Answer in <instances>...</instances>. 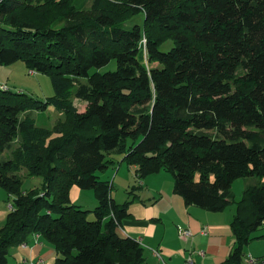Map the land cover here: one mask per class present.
I'll return each mask as SVG.
<instances>
[{
  "label": "trees",
  "instance_id": "obj_1",
  "mask_svg": "<svg viewBox=\"0 0 264 264\" xmlns=\"http://www.w3.org/2000/svg\"><path fill=\"white\" fill-rule=\"evenodd\" d=\"M138 12L141 25L125 28ZM18 60L56 90L64 83L69 95L75 85L84 108L0 86V188L11 197L0 264L34 234L54 246V264L145 263L140 243L116 231L134 196L116 203L110 181L95 174L110 153L134 166L137 180L169 172L187 205L235 204V243L220 264H241L257 229L264 238V0H92L87 9L0 0V65ZM111 60L114 69L99 70ZM50 104L64 119L34 126L26 111ZM22 168L40 185L22 189ZM249 176L262 184L235 201L232 181ZM72 186L93 189V220L70 202Z\"/></svg>",
  "mask_w": 264,
  "mask_h": 264
},
{
  "label": "crops",
  "instance_id": "obj_2",
  "mask_svg": "<svg viewBox=\"0 0 264 264\" xmlns=\"http://www.w3.org/2000/svg\"><path fill=\"white\" fill-rule=\"evenodd\" d=\"M109 158L112 162L99 174L101 179L110 181L113 189L110 196L116 203L134 196L128 205L129 215L122 219L116 231L140 243L144 250V264H187L188 257L192 264H220L227 258L235 243L230 227L235 213L234 203L221 211L187 205L182 197L173 193V179L169 172L161 170L137 180L134 166L127 165L121 154L110 153ZM238 180L243 189L263 182L256 176ZM73 193L75 199L81 195L79 188L72 186L69 191L71 203ZM179 227L190 230L191 236L182 238L178 234ZM262 233L261 228L253 232L254 238L243 248L245 255L261 260L258 264H264V238L259 237ZM56 256L49 241L41 235H31L25 242L8 249L6 264H54ZM242 263L248 264L245 260Z\"/></svg>",
  "mask_w": 264,
  "mask_h": 264
},
{
  "label": "rangeland",
  "instance_id": "obj_3",
  "mask_svg": "<svg viewBox=\"0 0 264 264\" xmlns=\"http://www.w3.org/2000/svg\"><path fill=\"white\" fill-rule=\"evenodd\" d=\"M92 0H73V4L77 9H87L89 8ZM123 9V8H122ZM127 16V15H126ZM143 20V14L141 12L135 13L133 15H129L124 20V27L130 28L134 24L141 25ZM143 44V39H142ZM170 46H172V41H165L159 48L161 50H166ZM142 60L145 62L144 52H142ZM115 68L114 60H111L107 65L101 67L100 71L112 70ZM30 70L26 69L23 62L18 60L9 65H0V86H5L7 89L13 92H25L26 94L32 96L35 99L46 100L53 96L58 99L65 98L71 104L77 107V110L81 111L84 108V103L79 101L75 95V85L74 88L71 87V93L68 95L65 90L67 89V85L64 83L60 86L58 90L54 87V84L51 78L43 73H30ZM50 100V99H49ZM28 117L32 119L34 126H38L39 128H52L57 120L64 119L65 111L60 108L54 107L52 104L48 105L45 110H29ZM9 152L5 151L1 155H8ZM114 155V154H113ZM101 171L97 170L95 174L99 176ZM18 175L21 179V188L28 189L31 187H37L40 185L41 178L37 176H28L26 170L24 168L18 171ZM101 179V178H100ZM241 181V180H240ZM113 191V189H111ZM231 190L233 192L234 200L239 201L242 197L243 187L241 182L238 179L232 181ZM81 195L78 199L73 198V203L79 206L81 209L90 210L86 214L87 220H93L94 215L91 210L95 208L97 205V200L95 197V193L93 189H85L80 190ZM9 196L6 191L0 188V227L3 225L5 221V216L9 210ZM250 208V207H249ZM255 232V231H254ZM245 260V259H244ZM243 260V261H244ZM246 262V260H245ZM247 263V262H246ZM244 264V263H241Z\"/></svg>",
  "mask_w": 264,
  "mask_h": 264
},
{
  "label": "built area",
  "instance_id": "obj_4",
  "mask_svg": "<svg viewBox=\"0 0 264 264\" xmlns=\"http://www.w3.org/2000/svg\"><path fill=\"white\" fill-rule=\"evenodd\" d=\"M30 73H34L33 71H29ZM2 88H6L5 86H1ZM9 208H10V205H9ZM178 234L182 237V238H188V237H190L191 236V232H190V230H188V229H183V228H181V227H179L178 228ZM35 236H37L38 234H34ZM245 260H246V262L248 263V264H258L259 262H261V260L260 259H258V258H256V257H254V256H252V255H249V254H247L246 256H245ZM186 262H187V264H192V259L190 258V257H188L187 259H186Z\"/></svg>",
  "mask_w": 264,
  "mask_h": 264
}]
</instances>
